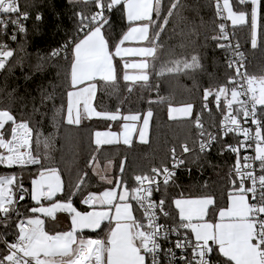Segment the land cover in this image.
I'll return each mask as SVG.
<instances>
[{"label":"snow or ice","instance_id":"1","mask_svg":"<svg viewBox=\"0 0 264 264\" xmlns=\"http://www.w3.org/2000/svg\"><path fill=\"white\" fill-rule=\"evenodd\" d=\"M70 4L94 5L96 11L91 13L77 12V29L73 38L66 41L62 48L52 52V56H59L71 46L73 60L71 63L70 84L75 91L67 93L68 103L66 119L68 124H80L81 109L86 117H102L109 121L120 119L119 110L116 113L97 111L92 101L98 89V83L115 85L117 82V65L115 58L125 55L144 57L138 63H124V69H137L138 74L129 75L126 71L124 81L148 82L150 68L148 57L158 60L157 51L163 49L161 34L165 31L169 19L181 6V0H171L166 14L162 15L163 0H68ZM251 5L250 12L245 6ZM123 7L127 20L130 22L128 31L110 49L109 40L104 31L109 25V17L105 12ZM217 15L230 20L232 24L244 25L250 22L253 28L252 46L256 47L257 17L261 7V0H214ZM226 13V15H225ZM0 14H15L16 18H0V31L6 29L10 23L20 32L25 31L21 20H27L29 13L21 11L19 0H0ZM37 19L42 17L37 16ZM219 35L213 40H228L225 24L219 25ZM16 40V36H11ZM127 41L147 42L146 47H122ZM220 48L232 45L219 44ZM239 45L233 48V56L239 61H229L228 67L234 68L235 75L228 77L224 85L213 93L205 89L204 99L213 96L216 107H221V97L226 101L227 115L223 117L221 136L229 133L243 136V140L236 145H226L223 151L237 155L234 172L237 180L231 183L234 193L230 194V206L216 208L215 198L203 196L194 199H175V208L178 209L174 226L165 227L159 223L161 216L172 218V213L165 209V198L153 200V192H160L161 185L167 190L168 185L174 183L176 172L174 169L185 165V160L177 159L175 149H172V168L162 166L152 168V175H137L135 188L129 189L123 181H117L111 189L100 194L89 193L82 201L90 206L99 205L103 210L79 212L72 204L71 197L78 194L84 184L81 178L75 185V190L69 193L66 201H54L58 192L63 191V182L57 168H44L38 178L32 179L31 197L40 204L41 198L52 201L50 206L32 207L31 213H42L46 217L55 218L57 212L71 214V231L50 235L44 229V220L39 216L23 217L15 223L16 238L13 241L6 239V233H0V244L4 245L5 254L0 255V264H161L159 255L162 245L159 241L168 240L172 233L178 239L174 242L175 248L190 250L191 259L181 257L184 264H264V77L256 78L242 72L243 53L238 51ZM14 55L7 49V45L0 44V70L5 69L8 58ZM172 67L161 64L159 75L165 72H179L200 67L199 58L191 56L190 62L184 60L183 67L180 61L172 62ZM151 67H155L152 64ZM40 69V65H37ZM231 85V87H229ZM82 86V87H80ZM131 91V87H128ZM207 109V105H204ZM193 105L188 104L179 111L185 116L192 112ZM210 111V109H208ZM235 113V114H233ZM152 111L147 112L143 119V129L140 132L141 140L149 127ZM127 121H139V115L123 117ZM251 121L255 126L243 127ZM195 127L200 129V139L194 142V147L182 145L183 153H193L195 163L199 160V153L210 151L217 136L203 130L199 119L195 120ZM9 127L6 129L5 126ZM135 125H133L134 127ZM124 128H129L124 124ZM33 129L29 120H17L13 113L0 108V165L7 167L41 164V157L34 154ZM116 133H95L94 143L99 146L117 143ZM8 137V138H6ZM101 137H104L101 139ZM251 141L252 143H247ZM47 148V140L38 141ZM124 143L130 141L125 134ZM254 148L255 155L240 157L242 150ZM223 151L221 154H223ZM95 159V157H93ZM241 159L244 164L241 166ZM259 162L258 169L255 166ZM111 161H109V166ZM120 171H123L121 166ZM259 171V174H257ZM85 177L87 173L83 174ZM107 183L112 180L103 175L100 177ZM0 176V227L7 228L14 217H20L17 207L19 201L24 200L27 189L23 188L22 178ZM19 189L18 198L13 193L12 186ZM117 188L122 189L118 194ZM133 202L140 217L134 214ZM209 216L216 217V221L209 220ZM108 222V231L104 239H86L79 237L77 232L83 229H101ZM184 230V231H181ZM190 230V231H189ZM211 242V243H210ZM167 254L175 259L172 248Z\"/></svg>","mask_w":264,"mask_h":264},{"label":"trees","instance_id":"2","mask_svg":"<svg viewBox=\"0 0 264 264\" xmlns=\"http://www.w3.org/2000/svg\"><path fill=\"white\" fill-rule=\"evenodd\" d=\"M19 3L21 11L29 13L24 33L16 34V40H12L13 33L0 31V44L8 42L9 47L14 48V55L8 58L5 69L0 70V108L10 110L17 120L30 121L34 154L41 157V164L26 167L0 165V175L13 174L17 176L18 183L22 178L23 188L27 189L25 199L17 204L21 216L14 217L7 228L0 227V233H6L8 241L16 238L15 223L18 219L35 215L28 211L35 207L31 197V181L44 168L59 169L63 191L55 200L66 201L69 193L75 190L77 181L83 178V186L71 199L77 208L86 210L83 199L89 193H100L109 186L93 172L95 161H114L113 175L119 176L127 187L134 188L135 176L148 173L153 167L169 165L172 149H175V154L183 156L185 165L175 176L174 183H170L166 191L162 185L161 191L156 194V198L166 200L165 207L172 213V218L168 220L176 222L177 210L173 203L176 198L212 196L216 208L227 205L229 195L235 191L230 172L236 157L223 149L232 137L218 138L210 151L199 153V160L195 163L194 154L183 153L182 145L194 147L200 132L195 127L196 119L202 122L203 129L213 130L223 115V101L221 107L217 108L213 96L207 100L203 98L205 89L215 93L232 74V69L227 66L231 48L218 46L229 43L223 39H212L220 34L221 23H228L232 40L240 43L247 73L256 78L264 77V0H261L259 10L260 29L256 47L252 46L250 20L244 25L234 26L217 15L214 0H181V6L161 34L164 47L157 51L159 59L151 62L155 67L150 65L148 82L124 81L123 60L115 58L117 82L115 85L98 83L95 107L103 112L120 110L124 114L140 115L151 110L150 136L147 142L133 140L130 144L102 145L99 151L93 142L94 133L98 129L117 127L121 120L109 121L98 117L86 118L78 125L68 124L65 113L67 93L71 90V46L59 56L51 55L76 33L77 18L74 13H91L96 11L95 6L74 5L68 0H19ZM170 3L171 0H163L162 15L166 14ZM245 10L250 12L251 5L245 6ZM105 15L109 17V25L102 30L111 49L128 30L130 22L123 7L105 12ZM13 16L15 14L10 15ZM37 16L42 19H37ZM193 55L199 58V68L159 75L161 64L172 67V62L180 61L182 68V62H190ZM37 65H40L39 70ZM129 86L131 91L128 90ZM183 104L193 105L192 116L173 118L168 114L170 105ZM8 127L5 126L6 129ZM45 139L47 148L43 143H37ZM84 173H87L86 177ZM14 189L17 196L19 189L16 186ZM208 218L215 220L216 217ZM47 221L44 225L51 228L52 222L48 221L47 225ZM108 227L106 221L101 229L87 230L81 234L105 238ZM5 252L4 245L0 244V255Z\"/></svg>","mask_w":264,"mask_h":264},{"label":"crops","instance_id":"3","mask_svg":"<svg viewBox=\"0 0 264 264\" xmlns=\"http://www.w3.org/2000/svg\"><path fill=\"white\" fill-rule=\"evenodd\" d=\"M124 14L126 15V12L124 11ZM130 27V26H129ZM103 31V30H102ZM128 31V30H127ZM126 31V32H127ZM125 32V33H126ZM148 46L147 42H137V41H127L125 42L124 45H122V47H129V48H136V47H146ZM119 58V57H118ZM121 60H123V65L124 63H138L141 59H145L144 57H138V56H131V55H125L123 56L122 58H119ZM149 60V63L151 65V62H152V58L148 57L146 58ZM149 70V69H148ZM125 71L129 74V75H136L138 74V71L137 69H124L123 68V72L125 73ZM148 74L150 76V71H148ZM133 83V82H131ZM82 87V86H80ZM77 89H73L72 86H71V90L69 91H75ZM98 90V89H97ZM97 94V92H96ZM95 98H96V95L92 101V106L96 109L95 107ZM67 102H68V97H67ZM80 109H81V113H82V116H81V122L80 124L84 121V119L86 118H98L96 116H91V117H86L83 115V104L81 103L80 105ZM97 110V109H96ZM97 111H100L99 109ZM103 112V111H101ZM117 111H112V112H108V113H116ZM192 112H193V109H192ZM190 113L189 115L185 116L183 113H178V114H170L171 117L173 118H184V117H190L192 116L193 113ZM128 115H139L141 117V120L139 121H127V120H124L123 117L124 116H128ZM146 115H147V112L143 113V114H137V113H122L120 110H119V116L121 117L120 120L121 122L118 124L117 127H112V128H108V129H98L99 132H102V133H108V132H111V133H116L117 136L115 137V139L118 140L117 143H124V138H125V134H127V138L129 139L130 143L133 141V140H136L138 142H147L149 140V136H150V124H151V121H152V116L150 118H148L149 120V127L148 129L145 131V135H144V139L141 140L140 138V132L141 131H144L143 129V124H142V121L144 118H146ZM65 117H66V113H65ZM118 120V119H117ZM66 122H67V119H66ZM124 124H128L129 125V128L126 130L124 128ZM133 125H135L133 127ZM97 132V131H96ZM95 132V133H96ZM95 133L93 135V142L95 141ZM104 137H101V139H103ZM117 143H113V144H117ZM129 143V144H130ZM95 144V143H94ZM113 144H107V145H113ZM114 166H115V163L114 161H111V165L109 166V161L105 162V163H101L100 161H95L93 163V172L98 175L99 177L103 176L104 174H109V176H113V173H114ZM38 176V175H37ZM62 179V178H61ZM105 181V180H103ZM115 182V181H114ZM115 184V183H114ZM135 185V184H134ZM113 187V185H112ZM130 188V187H129ZM135 188V186H134ZM132 189V188H131ZM118 194H122V189L120 188H117L116 189ZM104 190L100 191V193H102ZM61 192H58L56 194V196L58 194H60ZM100 193H96V194H100ZM234 193V192H233ZM231 193V194H233ZM55 196V197H56ZM87 197V196H86ZM85 197V198H86ZM84 198V199H85ZM182 197L180 198H176V199H181ZM194 198H198V197H184L183 199H194ZM83 199V200H84ZM47 199L43 198L42 197V201H46ZM84 204V203H83ZM84 206H86L87 208L86 209H98V210H103L99 205H95V206H90L88 204H84ZM230 206V195H229V200H228V203L226 206L222 207V208H227ZM136 204L135 202H133V209H134V214L137 216V217H140L139 215V212L136 210ZM177 210V214H178V209ZM39 213H35L34 216H37ZM43 217V216H41ZM209 219V218H208ZM43 220H44V223L46 220L48 221H51L52 222V225H51V228H48L47 226L44 225V229L46 231L49 232L50 235H54V234H57V233H60V231L62 232H67V231H71L72 228H73V225L70 221V218L69 216L67 215H63V212H60L58 213L55 218H52V217H46L44 216L43 217ZM211 220V219H209ZM48 221H47V225H48ZM216 221V218L215 220H212V222H215ZM48 229H50L51 231H49ZM87 230H91V229H83L82 232L84 231H87ZM77 235L79 237H82V238H86V239H104V238H97V237H90V236H85L83 234H81L80 231L77 232ZM211 243V242H210Z\"/></svg>","mask_w":264,"mask_h":264},{"label":"built area","instance_id":"4","mask_svg":"<svg viewBox=\"0 0 264 264\" xmlns=\"http://www.w3.org/2000/svg\"><path fill=\"white\" fill-rule=\"evenodd\" d=\"M10 15H11V14H0V18L9 19ZM225 15H226V13H225ZM10 18L14 19V18H16V16H13V17H10ZM21 23H22V24L24 25V27L26 28V21H25V20H21ZM225 30H226L227 33H228V40H226V41H227L229 44L232 45V48H231V54H230L231 56L227 59V66H228V62H229V61H239L240 58H239L238 56H235V57L233 56V48H234L235 45H237L238 43H237L235 40H232V38H231V36H230V27H229V25H228L227 22L225 23ZM3 31L8 32V34L13 33L12 35H15V36H16V34L24 33V32H20L16 26L12 25V24L10 23V20H9V23H8L7 28H6V29H3ZM9 32H10V33H9ZM2 44L7 45V49H8V50H11V51L14 50V48H12L11 46L9 47L8 42H3ZM238 45H239L238 51H239L240 53H243V52H242V48H241L240 43H239ZM245 62H246V59H245V55L243 54V60L241 61V63L243 64V67L241 68V71L247 73V69H245ZM229 68H230V67H229ZM230 69H232V74H231V76L235 75L234 68H230ZM247 74H248L249 76H251L249 73H247ZM231 76H230V77H231ZM229 87H231V85H229ZM221 101L224 102V104H225V108H224L223 115H222V117H221V121H220V123H219L218 126H216V128H214L213 130H205V129H203V130L206 131V132H210V133L216 135V136H217V141H218V138H220V137H221V138H226L227 136H231V137H232V140H231V142H230L229 144H231V145H236V144L238 143V141L244 139L242 135L229 133L226 137H222V136H221L222 129H223V126H224V125H223V117H224V115H227L226 101H225L224 98H222ZM233 114H235V113H233ZM200 122H201V121H200ZM201 123H202V122H201ZM242 126H243V127H250V128H252L253 130L255 129V126L251 124V121H250V120H249V122H248L247 124H244L243 121H242ZM198 139H200V136H198ZM198 139H197V140H198ZM217 141H216V142H217ZM216 142H214V143L212 144V147H213V145H214ZM247 143H252V142H251V141H248ZM229 144H228V145H229ZM212 147H211V148H212ZM230 153H231V152H230ZM231 154H233V155L236 157V159H237V155H236L235 153H231ZM245 155H248V156H253V155H255L254 148H248L246 151L242 150L241 153H240V157H243V156H245ZM175 156H176L177 159H180V158L183 159V156H181L180 154H175ZM235 161H236V160H235ZM234 164H235V162H234ZM234 164H233L232 167H231L230 175H231L232 180H237L238 178H237V176H236V174H235V172H234V167H233ZM243 164H244V161H243V159H241V166H242ZM258 164H259V162L257 161V162H256V165H255V166L257 167V169H258ZM166 166H168L169 168H172V160H171V163H170L169 165H166ZM183 166H184V165H183ZM183 166L174 169V171L176 172V175H177V173L183 168ZM153 168H160V167H153ZM151 169H152V168H151ZM151 169H150V172L145 173V174H142V175H149V176H151V175H152V173H151ZM257 174H259V171H257ZM176 175H175V176H176ZM174 179H175V177H174ZM170 183H171V182H170ZM134 186H135V187L137 186V182H136V181H135V185H134ZM161 187H162V185H161ZM234 190H235V189H234ZM19 194H20V191L17 193V196H16L17 198H18ZM156 194H157V192L154 191V192H153L152 199L158 201L159 198H156ZM25 197H26V196H25ZM24 199H25V198H24ZM165 209H166V207H165ZM166 210H167V209H166ZM138 212H139V211H138ZM139 215H141L140 212H139ZM159 223L164 224L165 227H168V226H170V225L174 226V224H175V222H173V221L170 222L168 219H166V218H164V217H162V216H161V218H160ZM44 224H45V223H44ZM181 231H184V230H181ZM189 231H190V230H189ZM177 239H178V237L176 236V234H175V233H172V234L169 236L168 240H161V241H159V242L161 243V245H162V251H161V253H160V255H159V258H160L161 264H184V260L181 259V257H185V256H186L188 259H191V255H192V254H191V251H190V250H187V251H186V250H183V249L175 248V246H174V242H175ZM168 248H172V249H173V252L175 253V259H173L172 257H170V256L167 254V251H166V250H167Z\"/></svg>","mask_w":264,"mask_h":264},{"label":"rangeland","instance_id":"5","mask_svg":"<svg viewBox=\"0 0 264 264\" xmlns=\"http://www.w3.org/2000/svg\"><path fill=\"white\" fill-rule=\"evenodd\" d=\"M260 13H261V11H259V14H258V17H257V27H256V30H255V32H256V42L258 41V37H259V29H260ZM249 20H250V18H249ZM230 21V20H229ZM230 24L231 25H233L232 24V22L230 21ZM250 25H251V22H250ZM252 26V25H251ZM253 29V28H252ZM222 98H224V97H221V99ZM186 105H188V104H183V105H170L169 106V110H168V114H169V112L171 113V114H178V113H181V112H179V111H171V109H180V108H182V107H184V106H186ZM2 151H5L4 149L2 150ZM147 173V172H146ZM142 174H145V173H142ZM142 174H139V175H142ZM13 174H1L0 176H12ZM104 175H107L111 180H112V184H109V186H107V188H105V190H108V189H111L112 188V185H114V183L116 184L117 183V181H121V178L119 177V176H116L115 174L113 175V176H109V174H104ZM61 176V175H60ZM35 178H38V176H35L34 177V179ZM62 180V179H61ZM115 181V182H114ZM104 182H106V181H104ZM107 183V182H106ZM14 186L15 185H13L12 186V188H13V193H15L14 192ZM32 184H31V189H32ZM129 188V187H128ZM129 189H131V188H129ZM18 193V192H17ZM202 197V196H201ZM33 200V199H32ZM47 201V200H46ZM46 201H42V198H41V201H40V204H37V202L35 201V200H33V203H35V207H39V206H44V207H47V206H50V204L52 203V201H49V202H46ZM54 201H60V202H63L64 200H55V197H54ZM72 204H73V206L77 209V211H79V212H89V211H93V210H98V209H86V210H83V209H79V208H77L75 205H74V203L72 202ZM58 213H60V212H57L56 214H55V216L58 214ZM63 215H67V216H69V218H70V221H71V214L70 213H67V212H63ZM37 216H39L41 219H43V217H44V215L42 214V213H39ZM41 216H43V217H41ZM46 231V230H45ZM48 232V231H47ZM49 233V232H48ZM60 233H62V231H60Z\"/></svg>","mask_w":264,"mask_h":264}]
</instances>
